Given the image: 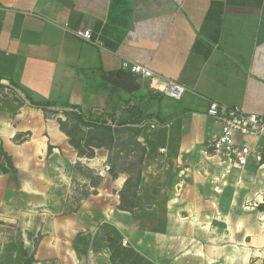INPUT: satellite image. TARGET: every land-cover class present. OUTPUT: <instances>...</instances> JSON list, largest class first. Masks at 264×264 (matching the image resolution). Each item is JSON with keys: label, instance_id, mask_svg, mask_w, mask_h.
Listing matches in <instances>:
<instances>
[{"label": "crops", "instance_id": "crops-1", "mask_svg": "<svg viewBox=\"0 0 264 264\" xmlns=\"http://www.w3.org/2000/svg\"><path fill=\"white\" fill-rule=\"evenodd\" d=\"M0 83V264H264V139L203 152L264 115V0H0Z\"/></svg>", "mask_w": 264, "mask_h": 264}, {"label": "built area", "instance_id": "built-area-1", "mask_svg": "<svg viewBox=\"0 0 264 264\" xmlns=\"http://www.w3.org/2000/svg\"><path fill=\"white\" fill-rule=\"evenodd\" d=\"M77 34L97 43L92 40L90 30H80L77 31ZM123 68L139 74L144 79H152L154 81L153 87L156 90L173 97L180 98L186 89L184 85L156 73L146 63L125 59ZM0 85L5 86L6 89L10 87V84L7 83H0ZM207 114L214 121L221 124V130L206 145L203 151L205 156L216 157L223 163L243 169L248 164L250 157L259 153L256 149L258 142L246 143L245 137L264 139V115L249 113L241 107H231L216 100L210 102ZM51 115L56 117L55 112H52ZM110 169L111 166L109 164L104 166V171H109Z\"/></svg>", "mask_w": 264, "mask_h": 264}, {"label": "trees", "instance_id": "trees-1", "mask_svg": "<svg viewBox=\"0 0 264 264\" xmlns=\"http://www.w3.org/2000/svg\"><path fill=\"white\" fill-rule=\"evenodd\" d=\"M36 106H38V107H40V108H43V109H46L47 108V106L49 105L48 103H34ZM62 125V127H63V123L61 124ZM0 152L2 153V155H4L5 157H6V159L8 160V162L11 164V159H10V157H8V155H7V153L4 151V149H3V147H2V145H1V143H0ZM113 176H115V174H113ZM139 179L140 178H138L137 179V181H136V183L133 185L134 187H138V185H139ZM131 181V176H129V178H128V180H127V183L129 184V182Z\"/></svg>", "mask_w": 264, "mask_h": 264}, {"label": "rangeland", "instance_id": "rangeland-1", "mask_svg": "<svg viewBox=\"0 0 264 264\" xmlns=\"http://www.w3.org/2000/svg\"><path fill=\"white\" fill-rule=\"evenodd\" d=\"M251 138H253V137L246 136V137H245V142H246V143H249V144H252L253 142H252Z\"/></svg>", "mask_w": 264, "mask_h": 264}]
</instances>
